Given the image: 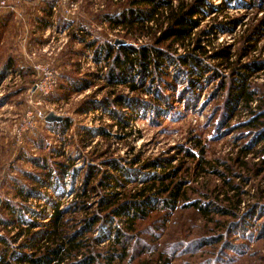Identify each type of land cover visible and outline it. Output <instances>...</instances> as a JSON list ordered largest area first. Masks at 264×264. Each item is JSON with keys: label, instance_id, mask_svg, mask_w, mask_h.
<instances>
[{"label": "trees", "instance_id": "obj_1", "mask_svg": "<svg viewBox=\"0 0 264 264\" xmlns=\"http://www.w3.org/2000/svg\"><path fill=\"white\" fill-rule=\"evenodd\" d=\"M39 1L44 4L41 8L45 15L42 23L46 26L52 16L51 7L54 0ZM233 6L252 8L262 12V16L246 27L235 52L231 51L229 45H224L209 53L208 46L202 44V39H209L207 33L210 31L215 36L218 32H231L241 21L233 16L218 20L219 13ZM209 14H213L209 28L199 30L201 36L198 34L190 41L193 30L200 24V19ZM96 16L99 18L98 15L91 18L96 19ZM223 18H226V15ZM99 20L107 22L113 28L122 25L131 30L151 29V26L145 24L149 22L155 25L164 22L165 25L160 36L154 37L152 44L137 46L130 43L116 44L107 37L102 38L97 32H91L85 28L87 25L78 27L82 31L79 36L70 32L72 38H78L81 43V53L84 50H92L94 63H104L107 71L100 73L98 79H104L112 85H126L131 93H118L114 95V100L104 98L101 102L89 99L86 105L81 107L83 112L100 109L115 125L121 129L127 128L129 119L134 120L139 113L136 111H151L156 117L166 113L171 105L165 96L166 91H172L189 106L197 99L194 96L201 88L216 80L217 91L211 94L214 98H218L220 94L221 102L214 113L215 134L220 136L225 128L231 127L229 121L239 111L238 108L249 112L246 119L236 124V127L240 125L248 130L241 133L246 142L240 145L234 164L248 173L252 165H257V176L264 173V90L250 80L254 74L264 72V58L250 55L254 50L261 49L258 43L264 39V0H219L218 4H214L213 0H178L176 4L173 0H125L116 10L103 12ZM204 35L207 37H203ZM185 41L191 44L187 45ZM179 43L184 48L188 46L184 54L176 53L175 45ZM209 59L218 63L211 64ZM221 65H225L229 71L224 78L219 69ZM71 66L74 67L72 64ZM27 68L12 56L5 61L4 69L12 73L26 76L29 74ZM73 72L77 73L75 68ZM74 73H61V79L67 81L66 85L59 83L61 90L68 91V88L73 87L80 91L91 85L90 80L77 78ZM142 94L148 98H143ZM252 103H255V108L251 107ZM122 107H127L130 115H123L120 110ZM141 113L143 115V112ZM72 124V120L66 117L61 122L46 123V127L54 132L60 128L67 130ZM78 134L83 142L86 141L84 144L95 134L105 138L111 136L110 130L107 131L104 126L96 129L80 126ZM191 139L193 148L198 151L188 147L182 148L181 151L184 157L201 165L203 170L206 165L211 164L210 160L205 158L206 147L198 136ZM60 155L65 156L67 163L31 158L33 164L43 171L42 177L25 173L35 186L28 187L17 181V194L24 198L30 196L42 200L44 198L39 192H47L50 189L59 197L63 196L64 190L60 192L58 182L71 178L72 183L78 175V170L73 166L71 154ZM99 157L101 156L96 154L95 158ZM106 163L115 174L101 172L97 166L89 165L84 174V185L69 190V193L74 195L71 202L61 207L59 202L45 199L51 206L49 214L45 211L39 213V210L31 206L10 201L3 203L0 206V227L7 229L16 225L17 235L22 237V240L16 247L11 248L8 238L0 236V264H128L136 257L140 259V264H169L174 256L165 250L155 251L159 248H156L154 239L153 249L156 256L151 254V249L138 237L141 228L136 223L141 221L146 223V228L163 229L173 212L188 205L195 206L208 221L213 220L210 215L214 213L233 219L226 220L219 226L220 229L224 228L221 235L223 237L231 232L234 235L241 234L248 242L264 239V222H251V219L256 220L260 214L264 215V201L260 200L248 205L245 211L237 212L243 200L238 186L231 184L226 176L225 172L231 175L235 173L227 164L224 165L225 171H215L222 183L228 186L224 192L216 194V198L226 204H213L210 207L188 196L190 188L187 183L192 172L190 164L172 165L169 159L139 163L138 157L132 158L124 165L113 158ZM92 180L105 186L107 192L99 195L95 186L88 187ZM128 184L135 186L128 189ZM115 187L122 190L114 191ZM97 194L100 206L97 211L87 214L89 199H93ZM80 212L85 216L76 218L75 215ZM27 214L30 219L24 217ZM44 218L48 221L45 224L41 222ZM114 219H122L124 227L114 224ZM89 234L93 236H87ZM132 237L133 240H138L135 249L129 244ZM12 239L16 240L15 237ZM202 239L203 243L224 241L223 238L216 240L214 235ZM211 239L215 240L209 241ZM102 240L107 241V248L96 250L94 246H98ZM224 245L227 250L235 253L238 251L229 243ZM145 254L147 257L140 258Z\"/></svg>", "mask_w": 264, "mask_h": 264}, {"label": "rangeland", "instance_id": "obj_2", "mask_svg": "<svg viewBox=\"0 0 264 264\" xmlns=\"http://www.w3.org/2000/svg\"><path fill=\"white\" fill-rule=\"evenodd\" d=\"M4 1L6 4L14 6L15 10L10 7L0 8V206L10 201L36 208L39 213L45 211L46 214H49L51 206L46 203L45 199L49 198L53 202H59L61 207L71 202L74 199V195L69 193V190L72 187L78 189L84 185V174L89 165L97 166L101 172L115 174L107 165V160L110 158L117 159L124 165L134 157L139 158V163L155 159H169L172 165L183 164L185 166L186 163L190 164L192 172L188 177L187 184L189 185L188 188H190L188 196L189 198L198 199L210 207L213 204L222 206L226 204L225 201L221 202L216 198V194L224 192L228 186L226 183H222L215 171H225L224 165L227 164L233 168L235 173L231 175L225 172L226 176L230 179L231 184L238 186L243 200L237 212L245 211L244 209L248 205L260 202V200L264 201V173L257 176V165H252L248 173V171L240 169L234 164V161L237 160L236 157L240 145L246 142L245 137L241 136V133L248 130L240 127V125L236 127V124L246 119L249 116V112L238 108L239 111L229 121L231 127L225 128V131L220 136H217L214 132V113L217 112V106L221 102L220 94H218V98L212 97L211 94L217 91L215 87L217 85L216 80L201 88L199 93L194 96L197 99L189 106H186V101L178 98L172 91H166L165 96L168 97L171 104L166 113L156 117L151 111L144 113L141 110L143 115L140 111H136L139 113L136 114L134 120L129 119L128 129H121L100 109L83 112L81 107L86 105L89 99L101 102L104 98L114 100V95L118 93L130 95L131 93L126 85H112L104 79H98L97 76L100 73L103 74L107 71L104 63L96 65L89 60L87 56L88 54L92 56V50H84L81 53L82 45L80 42L72 40L70 31L58 33L52 27L40 31L36 21L31 17V20H29L27 17L29 13L32 16L33 12L35 18L40 14L38 12H43V10L39 9L41 6L40 1ZM124 1L75 0L78 6L76 17L84 18L85 23L83 24H89L90 26L88 27H93V31L97 32L102 38L107 37L113 41L119 39L124 43H130L135 46L152 44L154 37L160 36V32L165 25L164 22L161 25L159 23H156V25L151 22L145 23L151 26V29L138 28L131 30L122 25L113 28L107 22L99 20L103 12L116 10ZM177 1L173 0L174 4ZM213 2L218 4L219 0H213ZM16 12H23V21L17 17ZM95 15H98L99 18L96 16L98 19H92L91 17ZM225 15L226 18H223ZM230 16L241 19L233 31L227 33L218 32L215 36L208 30V33L205 32L209 39H202V44L208 46L209 53L213 49L224 45H229L231 51L235 52L246 27L261 17L262 12L252 8L244 9L233 6L219 13L218 20H226ZM212 18L213 14L205 15L201 18L199 26L193 30L192 39L190 38L189 40H194L195 36L200 32L199 30L208 29ZM55 19L56 15L53 16V20ZM25 37L27 44H24L23 41ZM203 37L206 38L207 36L204 35ZM39 38L41 39L40 43H36L35 41ZM185 43L187 45L191 44L188 41H185ZM187 45L185 48L180 43L175 45L176 53L184 54L188 49ZM259 46H261V49L254 50L250 55L264 58V39L259 41ZM61 53H67L65 58H69L74 67L70 65L60 66L58 58ZM10 56L16 58L19 64H23L24 68L28 67L27 71H29V74L23 76L4 69L5 61ZM209 60L211 64L218 63V61ZM33 62L52 63L61 73L64 71L73 74V69L75 68L77 73H74V75H77V78L90 80L91 85L80 91L73 89V87L68 88V91L65 89L61 90L59 85L52 93L43 98V106L41 107L43 111L52 109L49 112L52 111L55 114L62 115L63 118H70L73 122L72 126L67 130L60 128L52 132L46 127L44 122L38 130L27 133L23 144L17 146L13 138L15 126L23 118V114L29 105V96L31 95L35 99L39 98V94L31 93L34 83L38 80V75L32 68ZM224 66L221 65L219 67L223 74L222 78L229 73ZM250 80L264 90V72L260 71L254 74ZM59 83L66 85L67 81L60 78ZM142 97L148 98L145 94H142ZM251 107L255 108V103H252ZM120 110L123 115H130V110L127 107H122ZM80 126L94 129L104 126L107 131L110 130L111 136L105 138L95 134L93 138L89 139V142L84 144L86 141L83 142L78 134ZM194 136L202 139L206 147L205 158L211 162L203 170L201 165L184 157L181 151L185 147L198 151L192 146L193 141L191 138ZM60 153L71 154L73 166L78 170V175L74 179L72 178V183L70 182L71 178H64L58 182L60 192L64 190L63 196L59 197L57 193H53L50 189L47 192H44L45 190L39 192L44 198L42 200L34 199L29 195L27 198L19 196L17 194L19 186L17 181L28 187H33L35 185L25 176V173L40 176L43 172L38 166L33 164L34 162L31 158L67 163L65 156H61ZM96 154L101 157L95 158ZM253 161H256V159ZM94 180L90 181L88 187L90 185L95 186L99 195L106 193L108 189L98 184L97 181L94 182ZM133 186L135 185L128 184L126 188L129 189ZM113 190L122 189L115 187ZM99 195L97 194L93 199H89L87 214L93 213L99 208ZM75 216L81 219L85 215L80 212ZM210 216L213 218L212 221L204 218L201 212L195 209V206L181 207L170 215L169 221L163 229L146 228L145 222L138 221L136 224L141 228V231L138 232V237L151 249V254L158 250H165L173 255L174 259L169 264H264V239L248 242L245 241L247 238L241 234L236 233L234 235L231 232L223 237L221 235L224 228L220 229L219 226L226 220L231 221L233 219L218 213ZM24 217L30 219L28 214ZM121 220L114 219L113 222L118 227H124V222ZM41 222L45 224L48 221L44 218L41 219ZM251 222L257 224L264 222V215L260 214L256 220L251 219ZM106 225L108 226V224ZM106 225L104 226L105 228ZM17 228L16 225L7 229L0 227V236L8 238L9 247L11 248L16 247L22 240V237L17 235ZM100 233L103 235L101 231ZM100 233H97V235ZM210 235H214L217 238L216 240L223 238L224 241L220 243H216V241L215 243H203L202 238ZM87 236H93V234ZM14 237L16 240L12 239ZM153 239L156 248H159L155 251L153 249ZM214 240L211 239L209 241ZM137 243L138 240H133V237L130 238L129 244L133 249H135ZM225 243L236 247L238 251L235 253L225 249ZM107 244V241L102 240L94 248L103 250L107 248ZM154 256H156V253H154ZM144 257H147V254L141 255L140 258ZM139 260L136 257L131 259L128 264H140Z\"/></svg>", "mask_w": 264, "mask_h": 264}, {"label": "built area", "instance_id": "obj_3", "mask_svg": "<svg viewBox=\"0 0 264 264\" xmlns=\"http://www.w3.org/2000/svg\"><path fill=\"white\" fill-rule=\"evenodd\" d=\"M4 7H10L11 9L15 10L14 6L6 4L4 0H0V8ZM77 9L78 6L75 0H54V3L51 7L52 21L50 23V26L55 29L58 33L59 31L64 33V30H59L56 28L57 24L53 20V16L56 15V19H58V16L62 14L64 18L73 19L74 17H76ZM16 13L17 17L23 21V12ZM23 41L24 44H27L26 37L23 38ZM87 57L91 62H94L92 60V56L88 54ZM32 68L34 72L38 75V80L34 83V87L31 89V93L39 94V98L35 99L31 95L29 96V105L23 114V118L15 126V129L13 131V138L17 146L23 144L24 137L25 135H27V133L38 130L40 125L45 122V116L48 114L49 110L52 109L44 111L42 110L41 107L43 106V98L48 96L58 87L61 78V72L58 70V68L54 67L52 63L33 62Z\"/></svg>", "mask_w": 264, "mask_h": 264}, {"label": "crops", "instance_id": "obj_4", "mask_svg": "<svg viewBox=\"0 0 264 264\" xmlns=\"http://www.w3.org/2000/svg\"><path fill=\"white\" fill-rule=\"evenodd\" d=\"M34 2V1H33ZM40 10H42L41 8H42V5L44 6V4L43 3H40ZM26 13V12H25ZM38 13H40L37 17H35L34 18V14H33V12H32V16L30 15V13L29 14H27V17L29 18V20H31V18L32 19H34L35 21H36V23L38 24V26L37 27H39V30L40 31H43V30H45L46 28H49V27H51L50 26V23H51V21H52V16L50 17V22L46 25V26H44L43 24L44 23H42V21L44 22V19H45V15H44V12H38ZM41 14H43V16H41ZM31 17V18H30ZM43 19V20H42ZM84 18H80L79 16H77V17H75V18H73V19H70V18H64V16L62 15V14H60L59 16H58V19H56V20H54L55 22H56V24H57V26H56V28L57 29H59V30H64L65 32H67V31H70L71 32V34H72V32H75V34H76V36H79L81 33H82V31L80 30V29H78V27L79 26H84V24L83 23H85V21L83 20ZM33 26H34V24H33ZM88 26H90L89 24L87 25V26H85V28H87V29H89L91 32H95V31H93V27L91 28H89ZM71 29V30H70ZM59 33H60V31H59ZM35 39V38H34ZM37 39V38H36ZM40 38L37 40V41H35L36 43H40ZM73 41H78V38H75V39H72ZM79 42V41H78ZM65 56H67V53H65V54H63V53H61L60 55H59V64H60V66L61 67H63V66H68V65H70L71 66V60L69 59V58H65ZM25 63V62H24ZM30 66V65H29ZM62 73H65L64 71H62Z\"/></svg>", "mask_w": 264, "mask_h": 264}, {"label": "water", "instance_id": "obj_5", "mask_svg": "<svg viewBox=\"0 0 264 264\" xmlns=\"http://www.w3.org/2000/svg\"><path fill=\"white\" fill-rule=\"evenodd\" d=\"M116 44H119V43H124L123 41L117 39L115 41ZM63 120V116L62 115H58V114H55L54 112H48V114L45 116V122L46 123H51V122H61ZM0 202H1V199H0Z\"/></svg>", "mask_w": 264, "mask_h": 264}]
</instances>
